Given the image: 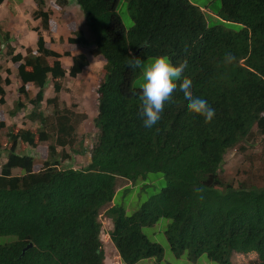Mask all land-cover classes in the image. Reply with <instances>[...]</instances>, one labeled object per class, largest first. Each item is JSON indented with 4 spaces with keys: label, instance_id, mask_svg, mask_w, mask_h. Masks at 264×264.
Here are the masks:
<instances>
[{
    "label": "trees",
    "instance_id": "trees-1",
    "mask_svg": "<svg viewBox=\"0 0 264 264\" xmlns=\"http://www.w3.org/2000/svg\"><path fill=\"white\" fill-rule=\"evenodd\" d=\"M71 1L92 40L77 31L67 43L92 46L91 55L104 62L90 162L82 169L62 168L80 120L57 102L65 79L80 75L88 58L66 52L71 58L66 70L62 56L35 29V49L27 48L23 56L8 45L6 52L17 66L18 82L9 116L30 107L27 119L35 127L7 125L0 111V161L6 152L0 163V236L17 238L0 246V264H105L99 220L105 208L109 240L122 264L160 260L162 248L142 232L160 218L171 220L166 237L176 257L186 252L189 260L205 255L217 264H233L238 254L253 256L248 264H264V184L235 188L220 174L229 150L242 152L254 137H264V0H220L216 17L241 25L236 32L209 26L189 0H126L133 22L128 30L117 12L120 0ZM34 2L41 29L55 33L57 23L44 10V0ZM9 41L5 35L2 47ZM162 55L175 66L185 65L194 96L215 109L212 122L188 112L177 90L175 103L157 124L143 126L141 89L133 87L140 69L129 64ZM10 85L0 72V105ZM48 85L55 97L45 101L52 106L45 115ZM19 143L36 153L44 144L47 158L39 163L29 149L20 151ZM150 173L163 174L165 186L127 215L114 203L119 180L133 185Z\"/></svg>",
    "mask_w": 264,
    "mask_h": 264
},
{
    "label": "rangeland",
    "instance_id": "rangeland-1",
    "mask_svg": "<svg viewBox=\"0 0 264 264\" xmlns=\"http://www.w3.org/2000/svg\"><path fill=\"white\" fill-rule=\"evenodd\" d=\"M12 1V0H11ZM20 3L21 0H16ZM62 0H44V10L50 13L51 18L57 23V31L50 33L41 29L40 20L33 17L36 9L34 0H26L19 10H15L14 6L9 3L4 9L3 14L6 16L4 24L0 22V44L5 39V35H9L10 41L2 47L0 55V72L3 77L11 79V85L6 88V103L0 105V111L3 113L7 125H17L19 128H34L27 119V114L31 108L27 107L25 111L19 112L16 117L9 116V112L13 109L16 101V93L18 82L16 78L17 66L10 62L7 56V46L13 48L15 53L23 56L26 55V49H35L36 42L33 44L28 37H25L26 32H32L39 29L38 32L42 35L46 46L59 53L62 57L60 62L67 70L71 65V58L66 57L68 52L71 56L84 53L89 61V66L76 78L67 77L63 83V88L58 95L59 109H69L78 114L80 123L76 128V143L72 149L65 150L68 155V160L62 163V168L82 169L90 162V149L96 137V129L93 124V119L97 114V96L96 90L102 79V67L104 62L95 56L91 55L93 47L84 48L80 46H69L68 38H74L77 31H81L84 37L91 41L92 38L86 26V22L79 7L71 0L66 1L63 5ZM192 4L198 6L204 12V15L209 26L219 25L228 31H239L242 26L235 23L223 22L216 17L218 10L221 7L220 0H189ZM15 4V3H14ZM117 12L121 18L124 27L128 30L132 27L133 22L126 8V0H120ZM19 32V40L18 34ZM152 58L142 60V62H150ZM51 63V62H50ZM9 70V73H6ZM142 78V70L140 75L134 80L133 87L140 89L139 84ZM33 91H36L33 89ZM45 98L42 103V112L49 115L52 111V106L45 101L55 97L52 86L48 85L45 89ZM264 139V137H263ZM261 137H254V140L244 145L245 149H231L224 156V162L220 169L221 178L225 183L232 184L235 188L241 184L263 185L264 184V140ZM41 145V144H40ZM44 144L39 146V152H34L24 144L19 143V150L29 151L35 156V159L42 163L47 158V151ZM6 152L1 153L0 163L5 162ZM18 169H16V172ZM165 186V178L161 173H150L145 180H139L132 183L125 180H119L114 203L123 207L127 215L134 213L144 202L150 197L158 194ZM106 209V208H105ZM101 212L100 222L102 225L101 240L106 256H111V250L114 251L113 245L107 236L111 230V222L105 217L104 211ZM171 223L170 219L160 218L153 226L143 227V234L154 243H157L162 248V256L160 260L157 258L145 259L137 264H217L207 259L205 255L200 256L196 260H189L187 253L176 257L170 249L166 229ZM17 241L15 236H0V246L8 245ZM253 256H243L235 254L233 264H248V259Z\"/></svg>",
    "mask_w": 264,
    "mask_h": 264
},
{
    "label": "clouds",
    "instance_id": "clouds-1",
    "mask_svg": "<svg viewBox=\"0 0 264 264\" xmlns=\"http://www.w3.org/2000/svg\"><path fill=\"white\" fill-rule=\"evenodd\" d=\"M131 60L133 63L129 68L142 70L140 111L145 128L156 125L166 107L175 103L177 90L182 94L183 106L188 112L203 117L206 123L213 121L215 109L205 99L194 96L191 81L184 75V64L173 65L167 55L157 56L147 63L140 59ZM113 249L116 252L114 246Z\"/></svg>",
    "mask_w": 264,
    "mask_h": 264
},
{
    "label": "crops",
    "instance_id": "crops-1",
    "mask_svg": "<svg viewBox=\"0 0 264 264\" xmlns=\"http://www.w3.org/2000/svg\"><path fill=\"white\" fill-rule=\"evenodd\" d=\"M24 2H26V0H21L20 3L17 2L16 0H12V1L11 0H2V2L0 3V22L2 24H4V20L6 19V16L3 14V11L9 3H11L14 6L15 10H19ZM17 34H18V40H19V32H17ZM24 36L28 37L29 40L31 42H33V44L37 41V33L33 30H32V32H26L24 34ZM110 257H113V258H109V256H106L105 264H121L119 257L116 256L115 251H111Z\"/></svg>",
    "mask_w": 264,
    "mask_h": 264
},
{
    "label": "water",
    "instance_id": "water-1",
    "mask_svg": "<svg viewBox=\"0 0 264 264\" xmlns=\"http://www.w3.org/2000/svg\"><path fill=\"white\" fill-rule=\"evenodd\" d=\"M138 53H139V51H137L134 55H137ZM32 246H33L32 244H29V245L23 250L22 255L24 254V252H25L27 249L31 248Z\"/></svg>",
    "mask_w": 264,
    "mask_h": 264
}]
</instances>
